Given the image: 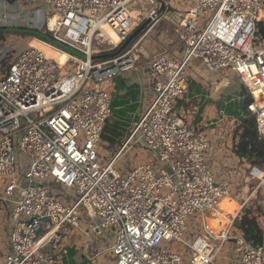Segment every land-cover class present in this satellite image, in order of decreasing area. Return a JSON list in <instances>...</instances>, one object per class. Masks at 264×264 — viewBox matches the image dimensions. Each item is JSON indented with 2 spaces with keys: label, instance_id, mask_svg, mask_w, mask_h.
Here are the masks:
<instances>
[{
  "label": "built area",
  "instance_id": "2783aa9c",
  "mask_svg": "<svg viewBox=\"0 0 264 264\" xmlns=\"http://www.w3.org/2000/svg\"><path fill=\"white\" fill-rule=\"evenodd\" d=\"M15 1L51 9L50 40L33 39L63 54L76 73L66 92L60 67L32 47L0 72V178H7L0 204L8 211V249L0 264H56L57 233L64 225L91 239L80 228L81 209L96 220L86 228L110 242L114 264H218L227 244L236 264H264V238L254 245L238 230L232 234L235 217L217 233L208 229L218 203L231 197L232 182L217 181L208 137L175 107L192 62L214 75L234 74L244 88V111L264 140V41L256 36L264 0H193L175 31L182 56L161 51L147 62L150 106L105 163L98 148L111 94L102 83L135 70L140 59L138 42L111 58L94 59L93 40L107 28L118 44L124 41L135 0ZM8 15L1 14L4 23ZM148 19L157 21L156 8ZM135 145L154 153V161L118 173L114 166ZM16 147L26 158L24 169L16 164ZM248 178L264 194V168L249 165ZM57 186L71 190L75 200H59ZM199 221L202 230L188 236V227ZM173 241L185 248L187 259L171 250Z\"/></svg>",
  "mask_w": 264,
  "mask_h": 264
},
{
  "label": "crops",
  "instance_id": "0c3cea01",
  "mask_svg": "<svg viewBox=\"0 0 264 264\" xmlns=\"http://www.w3.org/2000/svg\"><path fill=\"white\" fill-rule=\"evenodd\" d=\"M161 1L164 2V5L160 7ZM161 1L157 2V7H153L158 9V19L155 24L149 28V32H154L155 34V29L153 28L156 27L160 28L161 34L171 31L174 33L176 43L173 47H169L167 42L169 39L165 36L163 39L164 41H161L159 37L160 42L163 43L159 46L160 50L156 52L157 49L154 48V44L156 43L154 41H156V38H153L152 43L147 38V41H149L147 45L148 49L143 50V52L147 54V60H141L135 70L122 74L110 82L111 116L104 126L101 144L105 143L112 147V155L121 147L123 141L129 134L130 128L140 119L152 101L153 93L148 83L147 62L161 51H167L178 59L182 56L184 50L175 31L179 26L181 17L188 7H190L192 0ZM132 10L135 11L134 8H132ZM171 11L172 13H178L177 16L180 17L177 25H172L170 22L173 19ZM3 12L9 14V23H4L1 19V14ZM47 17L46 11L40 7L32 8L21 1L13 0L8 2L0 0V29H20L24 26L29 31L40 30L47 25ZM129 24L130 26L134 24L132 19H130ZM2 45L3 42L0 40V46L2 47ZM3 60L4 59H2L1 62ZM192 65V68L196 66L197 73L196 75L191 73L185 78V94L175 102V107L191 127L193 126L196 129L202 130L206 134L211 144L208 157L211 168L216 175V179L218 182L227 180L232 182V191H234L233 186L235 185V181L241 174L240 165L247 163L245 165L249 166L250 164L244 158H237L234 152V147L239 141V124L244 120L235 119L236 123H229L224 114L228 111L230 97H233L240 91L238 92L237 84L231 83L230 79H224V75L211 74L203 69L196 61L193 62ZM199 72L201 74H199ZM64 81H73V79ZM72 87L68 88L66 92ZM147 153L151 154L150 152ZM152 160L144 159L140 164L152 162ZM126 172H123V175ZM5 210L6 208L4 209V207L0 205V262H2L3 254L8 249V211ZM216 210L213 212L212 216L207 219V227L213 233H217L211 229L215 220H229L231 222L237 215L236 213L231 217V215H228L227 210ZM88 223H93L94 225L96 224V220L92 218L91 222ZM58 232L57 249H54L55 253L58 255L56 264H108L103 263V259L107 254L111 255L110 253H104L103 251H87L91 242L89 243V241L85 240V242L82 243L79 239L74 238L70 240V238H66L65 232H63L62 229ZM47 248L52 250L51 244ZM110 257L113 256L111 255Z\"/></svg>",
  "mask_w": 264,
  "mask_h": 264
},
{
  "label": "rangeland",
  "instance_id": "374dc122",
  "mask_svg": "<svg viewBox=\"0 0 264 264\" xmlns=\"http://www.w3.org/2000/svg\"><path fill=\"white\" fill-rule=\"evenodd\" d=\"M191 1V0H190ZM157 0H135L134 5L132 8L135 9L133 11L131 9L130 11V19L134 22L133 25L130 26V33H132L138 26H140L143 22H146L148 17L149 11L155 6L157 7ZM192 2L190 3V6L192 5ZM189 6V5H188ZM41 9H44L47 13L48 17H52V11L50 8L45 7V6H40ZM158 10V9H157ZM178 13L171 11V16H172V25H177L178 21L180 19L179 16H177ZM54 20V19H53ZM52 20V21H53ZM205 20V19H204ZM51 21V22H52ZM155 24V21L151 20L149 23L144 26V28L139 32V36L132 41L130 46L134 45L135 43L138 42V53H139V59L140 61H145L147 60L145 52H143L144 49H148V39L150 42H153V38H156V42L154 44V48L157 49L156 52L160 50V47L163 42H160L159 37L161 38V41H164V37L168 38V46L173 47L176 43L175 41V36L174 33L171 31H167L165 34L160 33V28L156 27L153 28L155 29V34L154 32H149V28ZM51 26V24H50ZM125 28H129L127 24L125 25ZM20 29H27L26 27L22 26ZM48 29V23L45 25L43 28H41V31L47 32ZM2 32H0V40L3 42L2 45V51L3 53L0 54V58L2 56V59H4L0 63V71H6L8 65L10 64L11 60L20 54L22 51L25 49L32 47V48H38L40 49L44 55L51 61H54L61 69L59 79L61 80H67V79H72L75 76L76 69L75 67H72L71 64L67 62V59L63 54H58L57 52L46 48L45 46L39 45L36 43L33 39V35L27 34L20 32L19 29L15 28H6V29H1ZM149 32V33H148ZM158 33V34H156ZM164 33V32H163ZM153 34V35H152ZM161 34V35H160ZM148 36V37H147ZM148 38V39H147ZM118 41L115 39V34L111 32L110 30L103 28L100 30L94 40H93V48L92 50L94 51V56L93 57H98L101 56L102 54L105 55L107 53H114L113 51L117 48L118 46ZM0 48V50H1ZM4 48V50H3ZM153 48V49H154ZM152 49V50H153ZM145 55V56H144ZM151 55V54H150ZM153 55V54H152ZM151 59V58H150ZM100 60V59H98ZM140 63V62H139ZM193 63V62H192ZM192 63L189 65L187 71H186V78L189 74H195L197 73L196 66L192 68ZM199 74H201L199 72ZM224 79H230L231 83L237 84L238 92L235 94L233 97H230V101L228 102V111L225 112L224 116L226 117L227 121L229 123H236L235 119L238 120H245L248 115L244 111V106L241 104L242 102L241 99L244 95V88L240 84V81L234 74L230 73H225L223 76ZM112 80L103 82L102 85L104 86V89L106 88L109 92V85ZM111 94V93H110ZM32 118H36V114L31 115ZM16 152V164H20V168H22V164L26 162V158L22 155L19 154L17 147L15 148ZM98 152L100 154V159L101 162L105 163L109 160L110 156L113 154V148L106 145L105 143L101 144L98 148ZM147 150L143 149L140 145H135L127 149L124 154L122 155L120 161L114 166L115 170L118 171V173L123 174V172L128 171V169L139 165L144 159L147 160H152L154 161L155 156L154 153L150 152L151 154H148ZM247 164V163H245ZM242 164L240 165L241 167V174L235 181V185L233 186V190L231 197L226 198V200L222 201V203L217 207V210H227L228 215L234 216L236 213L237 215L235 216L240 217L243 212H248V214L251 217H255L258 225L262 229L263 236H264V194L263 192L258 189L255 191V188L257 186V182L254 180H250L248 178V165ZM24 169V168H22ZM7 182V178H0V196L3 194L5 185ZM234 184V183H233ZM255 191V192H254ZM167 192V189H163V193L165 194ZM57 196L59 197V200L61 201H68V202H73L75 200V196L72 194L71 190H57ZM4 207L3 204H0ZM230 206V208H229ZM5 209V207H4ZM6 211V210H5ZM80 228L81 229H86L89 232L90 235V240L89 247L87 251H103L104 253L108 252V248L110 246V242L107 241L106 237L102 235V233H98L97 230H92L88 229L85 227L88 222H91V216L88 215L86 211L83 209L80 210ZM235 218V219H236ZM231 219V218H230ZM230 223V221H222V220H215L211 226V229L214 230V232H218L221 229L224 228L226 224ZM200 221L199 223H196V227H188V236L192 235L193 232L194 234H198V230H202V227L200 226ZM234 227V226H233ZM63 232H65L66 238L71 239H79L80 242H85V237L83 236V233L81 232L80 229H75L70 227L69 225H64L62 227ZM190 230V231H189ZM195 230V231H194ZM239 233L237 229L234 227L232 230V234ZM169 247L175 254H182L184 255V259H187L186 256V250L182 246H178L175 241L171 242L169 244ZM108 256V257H107ZM103 259V263H108V264H114V257H110L111 255H108ZM238 258L237 254L234 253L233 246L231 244H227L223 250L220 252L216 262L218 264H236L235 261H231V259Z\"/></svg>",
  "mask_w": 264,
  "mask_h": 264
},
{
  "label": "trees",
  "instance_id": "16d2710c",
  "mask_svg": "<svg viewBox=\"0 0 264 264\" xmlns=\"http://www.w3.org/2000/svg\"><path fill=\"white\" fill-rule=\"evenodd\" d=\"M19 31L31 35H38L42 38L50 40L48 33L41 30L29 31L27 29H19ZM0 32H2L1 29ZM139 35L140 34H138L136 38ZM256 36L258 37V39L264 41V20L257 23ZM122 43L123 41L119 43V45L113 52H116L122 45ZM128 46L125 49H127ZM239 125V141L238 144L234 147V152L237 158H244L250 165H255L263 169L264 140H260L257 137L254 118L247 117ZM233 226L245 237L246 240L252 242L254 245H259L262 243L264 238V236L262 235V229L258 225L256 218L251 217L248 212L245 211L240 217H237L233 222Z\"/></svg>",
  "mask_w": 264,
  "mask_h": 264
},
{
  "label": "water",
  "instance_id": "95a60500",
  "mask_svg": "<svg viewBox=\"0 0 264 264\" xmlns=\"http://www.w3.org/2000/svg\"><path fill=\"white\" fill-rule=\"evenodd\" d=\"M157 1H161V0H157ZM164 5V2L161 1L160 7ZM150 19H147L146 22H143L140 26H138L132 33H130L128 35V37L123 41L122 45L119 47V49L114 52V53H107L105 55H101L98 57H93L94 59H105V58H111L117 54H119L120 52H122L128 45H130L132 43V41H134V39L136 38V36L139 34V32L144 28V26H146L149 23Z\"/></svg>",
  "mask_w": 264,
  "mask_h": 264
},
{
  "label": "bare ground",
  "instance_id": "6f19581e",
  "mask_svg": "<svg viewBox=\"0 0 264 264\" xmlns=\"http://www.w3.org/2000/svg\"><path fill=\"white\" fill-rule=\"evenodd\" d=\"M54 20H55V19H54ZM54 20L51 22V26L53 25ZM72 86H73V81H64V82H63V88H64L65 90H67L68 88H70V87H72ZM226 198H228V197L223 198V199L218 203L217 207L222 203V201L226 200Z\"/></svg>",
  "mask_w": 264,
  "mask_h": 264
},
{
  "label": "clouds",
  "instance_id": "9594fccd",
  "mask_svg": "<svg viewBox=\"0 0 264 264\" xmlns=\"http://www.w3.org/2000/svg\"><path fill=\"white\" fill-rule=\"evenodd\" d=\"M236 218V217H235ZM235 220V219H234Z\"/></svg>",
  "mask_w": 264,
  "mask_h": 264
}]
</instances>
